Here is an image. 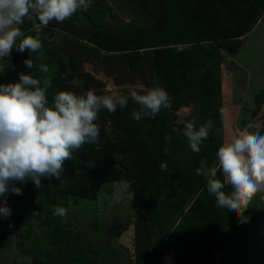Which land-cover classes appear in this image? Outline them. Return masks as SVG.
Here are the masks:
<instances>
[{
  "label": "trees",
  "instance_id": "obj_1",
  "mask_svg": "<svg viewBox=\"0 0 264 264\" xmlns=\"http://www.w3.org/2000/svg\"><path fill=\"white\" fill-rule=\"evenodd\" d=\"M119 2L141 18L120 21L119 28L109 29L103 19L109 7L92 0L87 11L78 10L72 16L81 23L77 30L67 29L62 36L43 28L40 51L20 53L14 49L10 60H0V83L21 68L25 74L51 80L49 101L57 91L64 90L83 94L92 88L97 95H107L102 89L104 83L84 71L85 61L100 63L103 69L107 65L119 68L118 84L124 80L150 87L159 84L173 98L170 109L140 121L132 117V109L139 107L131 99L126 108H118L114 114L102 109L96 121L101 128L99 151L95 145H84L65 161L59 180L43 179L40 188L31 181L16 183L15 187L22 190V195L16 197L30 210L27 238L42 248L49 247L48 261L42 258L47 264H99L100 250L71 224L69 197L97 201L101 183L104 192L111 194L107 183L126 182L139 215L134 222V257L139 264H164L163 249L150 262V249L157 245L175 249L174 264H187L188 259L190 264H248L252 242L249 220L241 223L235 213L217 208L215 198L207 191L206 179L197 175L196 169L201 160L209 167L217 163L215 154L223 143L222 65L226 56L237 53L264 14V0ZM19 27L26 35H35L32 19H25ZM54 34L74 40V51L66 55ZM27 58L33 60L31 70L23 64ZM233 64L231 61L230 66ZM39 65H47L49 72L41 74ZM73 78L79 79V87L69 83ZM253 100L250 118L260 120L257 132L264 135V116H259L264 84ZM181 108H189L190 112L179 120ZM192 119L198 125L208 119L213 122L198 154L191 151L182 134L186 122ZM241 125L245 127L247 119ZM166 134L171 142L165 139ZM217 178L223 180L219 170ZM225 190L231 189L226 186ZM57 206L67 210V219L54 214ZM244 216L249 217V212ZM35 229L42 237H31ZM260 264H264V255Z\"/></svg>",
  "mask_w": 264,
  "mask_h": 264
},
{
  "label": "clouds",
  "instance_id": "obj_2",
  "mask_svg": "<svg viewBox=\"0 0 264 264\" xmlns=\"http://www.w3.org/2000/svg\"><path fill=\"white\" fill-rule=\"evenodd\" d=\"M91 4L92 0H0V60H10L14 49L20 53L40 51L43 28L53 20L63 23L78 10L87 11ZM25 19L33 20L35 35L22 32L19 25ZM23 64L29 70L34 68L31 58L25 59ZM9 67L14 69V65ZM38 71L47 74L49 67L39 65ZM69 83L80 86L78 78ZM51 86L50 79L39 78L30 72L18 73L17 82L0 83V198L9 193L22 195L21 188L15 187L16 183L31 181L40 188L43 179L54 177L59 180L64 173L65 161L71 160L73 153L86 144L95 145L99 151L101 128L96 121L102 109L114 114L118 108H126L131 99L139 107V110L132 109V117L140 121L170 109L173 102L159 84L142 94L132 90L128 95H97L95 89L83 94L57 91L49 101ZM212 127L211 119L202 125L195 119L186 122L182 134L193 153H200ZM165 139L171 142L170 135L166 134ZM165 151L167 153L168 149ZM215 156L217 163L214 166L209 167L201 160L196 173L206 179L207 191L215 198V206L235 213L241 223H246L250 218L244 213L253 198L264 194V135L241 130L223 142ZM218 170L223 180L217 178ZM226 186L231 190L226 191ZM66 213L63 207L54 208V214L65 219ZM11 215L6 200L0 199V218L7 219Z\"/></svg>",
  "mask_w": 264,
  "mask_h": 264
},
{
  "label": "rangeland",
  "instance_id": "obj_3",
  "mask_svg": "<svg viewBox=\"0 0 264 264\" xmlns=\"http://www.w3.org/2000/svg\"><path fill=\"white\" fill-rule=\"evenodd\" d=\"M99 3L104 7H109L103 16L105 25L109 29L119 28L120 21L126 23L133 18H141L138 14H131V11L126 9V6L119 0H99ZM78 16L82 17L83 14L79 12ZM80 24L71 17L59 24L53 20L47 28L53 30L54 33L60 32L63 36V33H67V29L77 30ZM62 36L53 35L55 41H59L61 50L67 55L74 51L76 42ZM46 38L49 37L46 36ZM224 60L225 64L221 69V135L223 142H226L241 130L257 132L261 126L259 119L250 118V112L255 107L254 95L263 88L264 84V14L253 25L245 40L241 42L237 53L226 56ZM231 61L235 64L232 65L233 67L230 66ZM95 66L98 69L97 72H95ZM106 67L113 74H110L107 68L103 69L100 63L97 65L92 61L83 63L84 71L91 73L104 83L102 89L107 95L123 94L132 90L142 94L146 89L151 88L146 84H139L143 85L141 88L137 86L138 83L125 80L122 84H118L120 69L110 67V65ZM16 70L15 73L6 76L3 83L17 82L18 73L23 70L21 68ZM189 112V108H181L177 113L179 120ZM261 115L264 116V103L259 112V116ZM243 119H247L245 127L241 125ZM107 185L111 187L112 193L104 192V186L101 183L97 201L73 200V196L69 197L67 210L73 217L71 224L100 250L99 264H139L134 257L135 235L137 234L134 222L139 215L133 206L131 194L128 193V184L115 182L107 183ZM0 199L6 200L7 206L12 210L10 218H0V264H47L50 256L49 247L42 248L34 244L32 239L27 238V231L31 228L28 205L13 193ZM248 212L252 239L248 264H260L264 255V194H258L253 198ZM36 236L42 237L38 229H35L31 235L34 239ZM160 249H163L164 264H174L175 249L162 248L161 245L154 246L153 249L151 247L153 255L150 262L157 257ZM186 254L190 256L189 253ZM42 258L46 262L42 261ZM187 264H190V259L187 260Z\"/></svg>",
  "mask_w": 264,
  "mask_h": 264
}]
</instances>
